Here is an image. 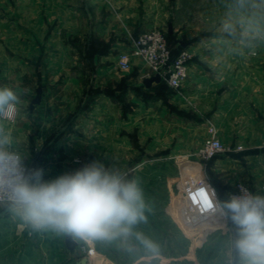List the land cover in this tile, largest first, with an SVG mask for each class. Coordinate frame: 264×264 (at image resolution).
<instances>
[{"label": "rangeland", "instance_id": "rangeland-1", "mask_svg": "<svg viewBox=\"0 0 264 264\" xmlns=\"http://www.w3.org/2000/svg\"><path fill=\"white\" fill-rule=\"evenodd\" d=\"M234 1L233 12L227 16L224 0H0V87H11L19 99L14 118L0 119V128L12 140V150L27 166L40 168L58 153L47 145L62 142L71 133L77 111H87L93 98L112 101L122 113L123 142L131 147L120 152L121 173L138 181L150 208L145 213L147 221L137 224L135 231L159 249L154 255L135 238H130L127 250L118 243L88 244L73 237L78 246L69 251L64 245L65 235L29 228L0 206V264H234L230 241L235 231L231 223L226 229L209 230V216L196 217L194 223L186 220L190 212L185 194L205 182L211 184L209 177L194 166L181 164L177 156L146 150L151 138L147 119L128 118L145 111L152 99L160 100L161 86L166 84L155 91L146 90L140 82L134 85L136 74L131 63L139 59H132L127 69L116 66L115 79L110 70L98 76L95 64L103 52L109 55L110 40L99 52L89 40L91 27L107 24L114 16V22L123 21L128 26L121 28L123 40L116 52L126 50L138 35L154 29L163 34L175 55L180 49L178 41L192 44L215 31L238 34L243 29L242 13L246 10L253 16L261 8L256 0H243L249 5ZM252 16L243 24L250 30L257 27ZM225 25L231 27L226 29ZM104 62L118 65L112 58ZM37 88H41L43 98L77 99L74 113L59 120L58 129L40 127L39 120L32 117L34 108L30 111L29 104ZM156 109L160 110V105ZM106 121L108 124L113 119ZM160 121H154L153 131L161 130ZM39 143L43 147L35 150ZM109 154L112 158L113 152ZM78 156L72 158L80 162ZM198 157L205 163L200 154Z\"/></svg>", "mask_w": 264, "mask_h": 264}, {"label": "crops", "instance_id": "crops-1", "mask_svg": "<svg viewBox=\"0 0 264 264\" xmlns=\"http://www.w3.org/2000/svg\"><path fill=\"white\" fill-rule=\"evenodd\" d=\"M248 2L243 4L249 5ZM256 2L258 8L261 7L260 11L253 16L246 10L242 13L243 29L238 34L215 31L202 35L192 44L178 41L186 44L185 47L179 44L180 49H186L192 55L187 79L178 90L162 85L160 100L152 99L145 111L128 117L130 120L142 116L147 119V135L151 138L147 139L146 150L162 151L168 157L177 156L181 164L194 166L199 173L204 171L220 200L227 199V193L236 183L244 184L254 195L264 196V0ZM224 3L228 16L229 11L233 12L235 1L224 0ZM251 16L257 27L250 30L243 24L249 22ZM114 20L116 17L112 16L107 24L98 23L91 27L89 40L98 52L110 40L109 55L101 54L95 70L99 72L98 76L100 72L110 70V76L115 79L118 65L105 64L104 61L106 58L117 61L119 52L115 50L123 40L121 28L128 26L123 21L118 23ZM66 47L69 48L68 45ZM131 64L132 73L136 74L134 85L140 82L146 90L155 91L163 83H152L146 87L143 82L150 78L148 68L137 60ZM98 81L101 80L96 81L97 85L100 84ZM76 105V98H43L41 95L32 117L39 120L40 127L58 129L59 120L73 112ZM159 105L161 109L155 110ZM121 115L120 109L107 98H93L87 111H77L71 133H67L62 142L47 145L49 150L58 153L40 164L45 179L74 171L94 160L121 172L120 152L123 148L131 149L121 136ZM107 118L113 121L107 124ZM159 120L161 130L155 132L154 121ZM209 127L215 128L227 151L202 163L198 152L209 138ZM42 147L39 143L35 150ZM109 152H113L112 158ZM77 155L80 162L73 159ZM209 217V230L226 229L231 223L218 212Z\"/></svg>", "mask_w": 264, "mask_h": 264}, {"label": "clouds", "instance_id": "clouds-1", "mask_svg": "<svg viewBox=\"0 0 264 264\" xmlns=\"http://www.w3.org/2000/svg\"><path fill=\"white\" fill-rule=\"evenodd\" d=\"M18 102L11 87H0V119L14 118ZM11 144L0 128V206L23 225L72 235L88 244L118 243L127 250L130 238H135L148 252L158 254V246L135 231L150 211L136 179L95 160L45 179L44 169L27 166ZM210 208L234 227L230 241L234 264H264V196L241 190L239 195L212 202Z\"/></svg>", "mask_w": 264, "mask_h": 264}, {"label": "built area", "instance_id": "built-area-1", "mask_svg": "<svg viewBox=\"0 0 264 264\" xmlns=\"http://www.w3.org/2000/svg\"><path fill=\"white\" fill-rule=\"evenodd\" d=\"M132 59H139L146 65L149 77L158 75L168 87L178 90L188 77L192 55L183 48L173 55L163 34L152 29L138 35L131 41L129 48L118 53V67L127 69ZM209 134V138L204 142L199 152L206 161L227 151L220 142L214 127H209ZM241 190H247L253 194L247 186L237 183L227 193L226 198L228 199L232 195H239ZM184 199L188 212H190L188 216L186 215L188 223H194L196 217L211 216L217 213L210 208V204L221 201L215 188L209 182L200 184L196 188L187 191Z\"/></svg>", "mask_w": 264, "mask_h": 264}, {"label": "water", "instance_id": "water-1", "mask_svg": "<svg viewBox=\"0 0 264 264\" xmlns=\"http://www.w3.org/2000/svg\"><path fill=\"white\" fill-rule=\"evenodd\" d=\"M172 33V30L171 28L169 27V34ZM179 44L182 46V47H185L186 44H183L181 42H179ZM161 82V79L158 75H155V76H152L146 80H144L143 84L146 86V87H150V85L152 83H160ZM41 93H42V90L41 88H37L36 89V95L35 97L31 100L30 104H29V110L32 111L34 106L35 105H38L40 103V100H41ZM32 235H33V230H32ZM64 245L66 247V249H68L69 251L77 248L78 244L77 242L73 239V236L72 235H65L64 236Z\"/></svg>", "mask_w": 264, "mask_h": 264}]
</instances>
